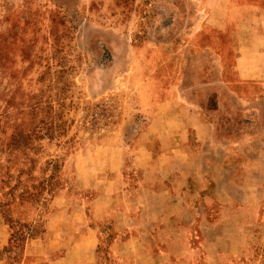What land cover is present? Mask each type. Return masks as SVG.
<instances>
[{
    "label": "rangeland",
    "instance_id": "obj_1",
    "mask_svg": "<svg viewBox=\"0 0 264 264\" xmlns=\"http://www.w3.org/2000/svg\"><path fill=\"white\" fill-rule=\"evenodd\" d=\"M258 46L264 0H0V260L20 264L57 192L91 199L87 168L107 154L133 179L136 139L171 90L218 138L261 137L264 79L240 85L235 69ZM219 264H264V212Z\"/></svg>",
    "mask_w": 264,
    "mask_h": 264
},
{
    "label": "crops",
    "instance_id": "obj_2",
    "mask_svg": "<svg viewBox=\"0 0 264 264\" xmlns=\"http://www.w3.org/2000/svg\"><path fill=\"white\" fill-rule=\"evenodd\" d=\"M258 47L253 59L237 57L238 84L264 79ZM171 92L157 106L163 119L150 118L136 139L135 177L115 153L87 168L91 199L57 192L45 234L20 264H100L103 251L109 264H219L247 245L264 212V134L218 138L197 106Z\"/></svg>",
    "mask_w": 264,
    "mask_h": 264
}]
</instances>
